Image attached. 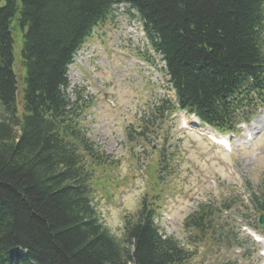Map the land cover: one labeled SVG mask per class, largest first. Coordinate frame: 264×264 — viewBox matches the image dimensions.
Returning a JSON list of instances; mask_svg holds the SVG:
<instances>
[{
	"label": "trees",
	"instance_id": "trees-1",
	"mask_svg": "<svg viewBox=\"0 0 264 264\" xmlns=\"http://www.w3.org/2000/svg\"><path fill=\"white\" fill-rule=\"evenodd\" d=\"M120 3L138 12L181 108L227 131L245 119L246 98L264 92V0H0V264H209L205 249L216 234L218 245L228 236V201L199 205L182 240L160 232L163 172L173 166L166 149L121 235L101 222L96 174L114 161L87 136L90 102L67 96L66 71L84 36ZM173 109L152 108L129 140L149 143ZM252 202L264 213V197Z\"/></svg>",
	"mask_w": 264,
	"mask_h": 264
},
{
	"label": "rangeland",
	"instance_id": "rangeland-1",
	"mask_svg": "<svg viewBox=\"0 0 264 264\" xmlns=\"http://www.w3.org/2000/svg\"><path fill=\"white\" fill-rule=\"evenodd\" d=\"M115 16L76 57L68 77L72 100L76 91L84 100L93 99L83 125L92 141L114 160L111 168L97 172L94 192L102 222L113 234L120 235L124 217L134 213L147 188L154 150L164 146L161 135L151 138L147 145L139 141L131 145L126 140V130L137 126L145 110L172 97L173 92L167 87L161 63L148 61L149 54H153L147 49L141 25L123 8ZM184 116L179 112L165 124V129H169L166 136L171 140L167 146L172 145L169 148L177 155V167L174 175L163 182L165 201L157 220L166 234L180 239L184 236V218L198 204H218L228 198L242 214L244 209L236 200H244L252 207L244 187L246 182L250 181L254 188L264 183V124L259 130H251L250 141L246 133L238 135L233 152L226 154L195 130H187L190 120L185 122ZM263 118L262 115L258 125ZM257 248L255 258L244 260L243 264H264V260L257 261L263 247ZM199 259L195 264H201Z\"/></svg>",
	"mask_w": 264,
	"mask_h": 264
},
{
	"label": "water",
	"instance_id": "water-1",
	"mask_svg": "<svg viewBox=\"0 0 264 264\" xmlns=\"http://www.w3.org/2000/svg\"><path fill=\"white\" fill-rule=\"evenodd\" d=\"M261 223L264 225V221H263V219L261 220Z\"/></svg>",
	"mask_w": 264,
	"mask_h": 264
},
{
	"label": "bare ground",
	"instance_id": "bare-ground-1",
	"mask_svg": "<svg viewBox=\"0 0 264 264\" xmlns=\"http://www.w3.org/2000/svg\"><path fill=\"white\" fill-rule=\"evenodd\" d=\"M256 126L255 124H253V127Z\"/></svg>",
	"mask_w": 264,
	"mask_h": 264
}]
</instances>
